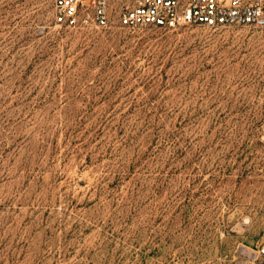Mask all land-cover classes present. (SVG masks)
Here are the masks:
<instances>
[{"label": "rangeland", "instance_id": "1", "mask_svg": "<svg viewBox=\"0 0 264 264\" xmlns=\"http://www.w3.org/2000/svg\"><path fill=\"white\" fill-rule=\"evenodd\" d=\"M0 0V264H242L264 245V30L52 22Z\"/></svg>", "mask_w": 264, "mask_h": 264}, {"label": "built area", "instance_id": "2", "mask_svg": "<svg viewBox=\"0 0 264 264\" xmlns=\"http://www.w3.org/2000/svg\"><path fill=\"white\" fill-rule=\"evenodd\" d=\"M55 26L89 24L105 29L112 21L120 28L210 29L247 27L264 30V0H52ZM242 264H264V245Z\"/></svg>", "mask_w": 264, "mask_h": 264}]
</instances>
